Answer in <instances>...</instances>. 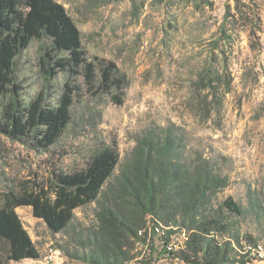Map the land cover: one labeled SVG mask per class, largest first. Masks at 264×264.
I'll use <instances>...</instances> for the list:
<instances>
[{"label":"trees","instance_id":"1","mask_svg":"<svg viewBox=\"0 0 264 264\" xmlns=\"http://www.w3.org/2000/svg\"><path fill=\"white\" fill-rule=\"evenodd\" d=\"M191 1L213 6L210 0ZM240 2L235 0L234 14L226 6L219 38L212 44L219 55L224 53L219 43L228 45L232 40L231 31L226 30L228 20L232 26L240 21L250 41L257 40L259 7L255 4L251 9L253 0L239 6ZM43 39L49 44L40 58L45 81L59 74L65 80L55 99L41 91L26 101L17 80L16 59L32 42ZM257 41L252 50L259 46ZM222 65L220 75L210 61L193 82L197 109L203 112L204 108L205 114L209 112L206 105L221 106L222 96L231 91L224 59ZM78 78L90 97L105 96L119 106L124 103L127 76L113 61L87 56L80 31L63 5L54 0H0V136L35 153H47L71 122V110L81 91ZM134 143L121 166L113 141L93 150L80 168L53 172L47 186L39 183L19 194H0V264L40 258L15 212L19 207H30L52 234L70 237L58 247L82 264H127L133 260L135 243L145 242L137 232L146 226L147 218L164 229L161 241L165 246L173 236L185 234L183 243L167 252L169 258L183 264L250 263L258 242L241 234L226 215L241 216V207L232 198L218 207L212 204L217 193L228 186V178L216 173L202 156L191 159L187 155L180 128L174 124L150 127ZM90 204H95L94 225L76 233L74 212ZM150 251L159 256L163 253L153 244ZM151 253L142 264H151Z\"/></svg>","mask_w":264,"mask_h":264},{"label":"rangeland","instance_id":"2","mask_svg":"<svg viewBox=\"0 0 264 264\" xmlns=\"http://www.w3.org/2000/svg\"><path fill=\"white\" fill-rule=\"evenodd\" d=\"M54 1L64 6L80 31L87 56L113 61L127 76L124 103L119 106L105 96L90 97L78 78L81 91L71 110V122L47 153H35L0 136V194H19L39 183L47 186L53 172L80 168L93 150L113 141L121 166L143 131L174 124L183 134L187 155L209 160L215 172L229 180L213 199V207L232 198L242 214L227 212L228 221L264 248V0H253L250 5L251 9L255 4L259 7L261 22L259 28L255 26L258 41H250L240 21L232 26L228 20L226 30L231 31L232 40L228 45L219 43L224 51L221 55L212 44L219 38L226 6L235 13V0H210L212 8L191 0ZM243 3L248 0H241L239 6ZM256 41L259 46L252 50ZM48 45L45 39L34 41L16 59L17 80L26 101L41 91L55 99L65 80L63 74L48 83L44 79L40 58ZM222 59L228 68L231 91L222 96L221 106L206 105L209 112L205 114L204 108L203 112L197 109L193 82L210 61L212 68L218 67L223 75ZM94 208L95 204H90L75 210L72 226L76 233L94 225ZM15 212L40 258L8 264H82L58 247L70 237L52 234L42 220L33 216L30 207H19ZM152 238L159 251L161 237ZM50 250L57 254L46 263ZM150 253L136 246L133 250L134 258L142 254L145 258ZM151 261L183 264L156 252L151 253ZM248 264L264 261L252 255Z\"/></svg>","mask_w":264,"mask_h":264},{"label":"built area","instance_id":"3","mask_svg":"<svg viewBox=\"0 0 264 264\" xmlns=\"http://www.w3.org/2000/svg\"><path fill=\"white\" fill-rule=\"evenodd\" d=\"M163 235H164V229L162 228V226L153 225L148 220L146 226L137 232V236L139 238H145V242L138 240L135 243V246L139 247V248H143L145 250L148 249V251H149V247L153 244V242H152L153 238L152 237L159 236L162 238ZM172 238H171V242L168 243L166 246L163 245V243H162L160 250H162L163 253L161 256L169 257V254L167 252L176 249L178 247V245L182 244L183 241L186 239V236L184 233H182V234L177 236V240H172ZM164 249H165V251H164ZM49 252H50L49 256L46 258V263H49L52 260L53 256H55L57 254V251L50 250ZM252 255L255 257V260H258L261 262L264 261V248H262V246L260 244H258V246L255 249H252ZM145 258L142 254L139 257L134 258L133 260H131L127 264H142V261Z\"/></svg>","mask_w":264,"mask_h":264}]
</instances>
